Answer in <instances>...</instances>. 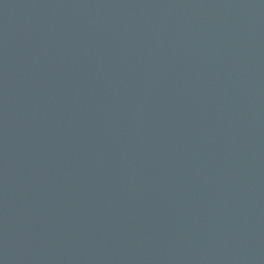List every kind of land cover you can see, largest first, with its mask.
<instances>
[{"label": "water", "instance_id": "obj_1", "mask_svg": "<svg viewBox=\"0 0 264 264\" xmlns=\"http://www.w3.org/2000/svg\"><path fill=\"white\" fill-rule=\"evenodd\" d=\"M0 264H264V0H0Z\"/></svg>", "mask_w": 264, "mask_h": 264}]
</instances>
